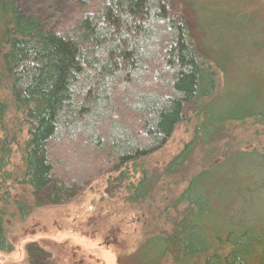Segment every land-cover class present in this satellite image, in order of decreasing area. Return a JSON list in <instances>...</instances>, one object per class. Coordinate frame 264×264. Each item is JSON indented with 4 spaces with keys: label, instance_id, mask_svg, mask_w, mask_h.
<instances>
[{
    "label": "trees",
    "instance_id": "obj_1",
    "mask_svg": "<svg viewBox=\"0 0 264 264\" xmlns=\"http://www.w3.org/2000/svg\"><path fill=\"white\" fill-rule=\"evenodd\" d=\"M187 1L200 39L169 0H68L65 21L47 1L0 0V252L16 218L112 166L141 230L128 264H264V74L242 77V39L198 18L217 0ZM244 3L215 11L235 36ZM182 124L189 138L167 151ZM28 245L29 264H54Z\"/></svg>",
    "mask_w": 264,
    "mask_h": 264
},
{
    "label": "rangeland",
    "instance_id": "obj_2",
    "mask_svg": "<svg viewBox=\"0 0 264 264\" xmlns=\"http://www.w3.org/2000/svg\"><path fill=\"white\" fill-rule=\"evenodd\" d=\"M39 1H47L50 5L56 4L52 14L58 21L69 20L72 12L76 11V6L74 4L69 6L68 0ZM169 1L174 14L187 12L192 31L197 39H200L202 36H199L198 22L190 2ZM217 1L218 11L222 13H229L230 9L235 8L228 4V0ZM208 2L212 4L213 1ZM244 2V10L252 15L243 18L244 23H241L242 27L238 29L237 36L232 29L227 31L228 24L222 20L225 15L215 12L217 8L213 7V4L208 13L206 10L198 12V18L206 23L205 25L223 24L226 31L223 36L231 40V46H235L236 39H242L237 51L238 55H242L244 63L245 72L242 77L245 75L253 77L264 74V0H244ZM25 8L29 10L30 6L25 5ZM209 39H212L211 36ZM223 51L227 54V51L224 49ZM235 66L237 69L235 68L233 74L239 73L236 71L239 70L238 65ZM241 81L244 79L242 78ZM188 138L187 126L180 125L170 139L167 151H175L179 144ZM111 167L74 201L56 206L46 205L25 219L16 218L8 229L9 239L14 245L13 250L0 252V264H29L27 245L37 249L34 242L39 243L53 256L54 264H128L127 256L142 239L141 230L138 222L135 221V214L129 213L127 210L129 207L117 196L118 193L123 192L122 188L117 187L115 182L117 173L111 171ZM111 191L116 194L114 197L109 196ZM233 199L235 201L230 202L233 209L229 214L233 215L234 220H239L244 216L245 205L240 199ZM259 208L261 207L253 206L252 215L247 216L259 215L255 212Z\"/></svg>",
    "mask_w": 264,
    "mask_h": 264
}]
</instances>
